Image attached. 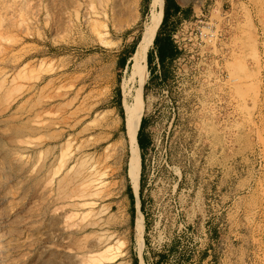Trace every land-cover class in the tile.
Segmentation results:
<instances>
[{"label": "rangeland", "instance_id": "374dc122", "mask_svg": "<svg viewBox=\"0 0 264 264\" xmlns=\"http://www.w3.org/2000/svg\"><path fill=\"white\" fill-rule=\"evenodd\" d=\"M180 1L134 223L119 89L151 2L0 0V264H264V0Z\"/></svg>", "mask_w": 264, "mask_h": 264}, {"label": "bare ground", "instance_id": "6f19581e", "mask_svg": "<svg viewBox=\"0 0 264 264\" xmlns=\"http://www.w3.org/2000/svg\"><path fill=\"white\" fill-rule=\"evenodd\" d=\"M162 15L163 6L160 0H152L150 20L149 22L147 21L148 23L145 26L140 50L132 56L131 70L121 84L123 105L126 115V134L130 151L129 177L133 191L137 196L139 194V179L141 174V152L138 142V133L144 113L143 89L148 79L147 57L150 47L154 44ZM137 245V250H139V254H141L145 244L141 239H137ZM140 264H146L142 258Z\"/></svg>", "mask_w": 264, "mask_h": 264}, {"label": "trees", "instance_id": "16d2710c", "mask_svg": "<svg viewBox=\"0 0 264 264\" xmlns=\"http://www.w3.org/2000/svg\"><path fill=\"white\" fill-rule=\"evenodd\" d=\"M149 1L151 2L152 0H149ZM167 7H165V10H164L165 19L168 17V9H167ZM160 34H161V32L158 31L157 35H156V38H155V41H154L155 43H157ZM158 49L160 51L159 52L160 53V60H161V63H163V64L165 63V60L168 57H173L176 54V52H177V50L173 47L172 43L169 40L165 41L164 45L162 47L158 48ZM134 52H135V50H134ZM152 55H153V52L149 51L148 52V59H149L148 60V64H150V65H151V57H152ZM119 90H120V92H119V94H120L119 110H120L121 116L124 117V119H125L124 109H123V106H122L121 88ZM143 131H144V120L142 119L141 127H140V130H139V133H138V142H139V146H140V150H141V155H142V152L145 149H147V147L150 145V139H149V137H145L144 136ZM129 189L132 191L131 185H129ZM131 198H132V206H133L132 207V219H133V221L135 223L136 210L137 209H136V206H135V196H134L133 193H132ZM140 209L145 214L146 219H147L148 213H147V209H146V202H145V199L143 198V196H141ZM146 226L148 228L149 225L147 224ZM134 263L135 264H139V259L136 258L134 260ZM156 264H159V262H157Z\"/></svg>", "mask_w": 264, "mask_h": 264}, {"label": "crops", "instance_id": "0c3cea01", "mask_svg": "<svg viewBox=\"0 0 264 264\" xmlns=\"http://www.w3.org/2000/svg\"><path fill=\"white\" fill-rule=\"evenodd\" d=\"M167 6H168V0H164V10H165V7H167ZM188 10L192 11V9H186L185 4H183L180 0H173L172 9L170 10L169 15H168V17L166 19H165V14H164L162 24H161V26H160L158 31L161 32L163 26H165L166 22L169 20L170 17L173 18L175 16L183 15V14L187 13ZM193 12H195V9H193ZM200 12L203 13V9L202 8H200ZM164 38H165V41L169 40L168 37H164ZM159 52L160 51L158 49L157 51H155V53L151 57V64H156L157 63V66H158V69L155 70V71H160V61L161 60H160V53ZM114 112H117L116 108H115ZM114 136H115V134L113 133L112 134V139H115ZM120 139H121V136L116 138V140H120ZM131 188H132V186H131ZM128 192H129L130 196H132V193L135 194L134 191H133V188H132V191H131L129 189V187H128Z\"/></svg>", "mask_w": 264, "mask_h": 264}]
</instances>
